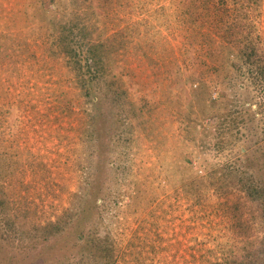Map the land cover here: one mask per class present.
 Here are the masks:
<instances>
[{
    "label": "rangeland",
    "instance_id": "rangeland-1",
    "mask_svg": "<svg viewBox=\"0 0 264 264\" xmlns=\"http://www.w3.org/2000/svg\"><path fill=\"white\" fill-rule=\"evenodd\" d=\"M38 1L0 0V47L12 53L0 62V147L12 159L11 172L0 178L12 213L0 214V264H81L70 225L62 235L37 242L17 238L12 221L16 214L24 226L54 219L79 185L80 205L93 196L86 202L92 219L84 227L109 235L112 264H226L228 247L238 249L242 240L230 206L237 202L243 212V202L235 189L225 192L200 177L239 164L244 145L257 149L252 161L264 171L258 148L264 146V88L248 78L246 91L234 86L219 96L213 88L216 102L201 99L204 87L195 78L210 82L229 71L237 74L229 65L217 71L197 61L201 53L193 50L197 63L187 64L190 52L181 45V18L188 17L181 13L184 0H111L104 15L93 3L86 20L95 35L124 29L107 41L117 45L122 39L110 55L111 76L126 90L123 107L130 114L123 119L122 106L105 99L92 107L80 92L75 73L39 25L42 14L29 15ZM222 2L233 13L229 22L241 13L240 22H251L264 40V0H235L237 8ZM67 6L56 16L68 12ZM208 25L198 30L216 34ZM235 95L251 103L246 125L232 122L228 113ZM91 109L102 114L92 125ZM181 157L191 169L181 165ZM52 242L54 252L46 248Z\"/></svg>",
    "mask_w": 264,
    "mask_h": 264
},
{
    "label": "trees",
    "instance_id": "trees-1",
    "mask_svg": "<svg viewBox=\"0 0 264 264\" xmlns=\"http://www.w3.org/2000/svg\"><path fill=\"white\" fill-rule=\"evenodd\" d=\"M222 1L184 0L181 9L182 15L188 16L187 19L181 18L184 30L181 45L187 52H190L187 64L194 65L197 61H204L205 64L212 63L211 66L217 71L222 65H229L230 69L237 74L235 76L229 71L220 78L214 77L210 82L194 79L198 80L197 87H204L201 99L211 102L217 101V99L211 98L213 88L219 90V96H221L222 89L233 88L234 86H237L238 90L245 89L246 91L248 78L264 88V40L254 34L253 28L249 26L252 25L251 22H240L241 13L240 16L238 15L237 18L233 19L232 23L229 22L228 18L233 13L229 10L231 9L230 6L222 7L220 5L223 4ZM110 2L111 0H67L65 3L62 0H49L46 3L44 0H39L29 15H35L36 12L42 14L38 15L39 19L47 20H44L42 24L39 23V25L45 26L47 29L51 45L56 47V49L53 46L52 48L65 57L69 69L76 75L80 92L91 102V106L94 107L106 99V102L112 105L122 106L118 110L121 111L120 117L124 119L130 114L129 109L123 107V103H125L123 96L125 97L126 90L118 77L111 76L113 57L110 55L111 51L117 52L119 45L122 44L120 43L122 39L117 41V45L112 41L107 42L111 37L122 35L124 29H116L105 36L95 35L90 22L86 20L91 10L89 7L93 3L99 6L100 13L104 15L103 8H107L106 5ZM224 2H228L230 5L236 3L235 0H224ZM248 2L253 4L257 3L258 0H248ZM64 4L68 5V12L56 16L57 12H60L62 8L64 9ZM207 23L213 25V28L216 27V34L210 33V29L199 31ZM210 25L208 26L212 28ZM195 29H199L200 37L194 40ZM221 31H224L225 34H220ZM252 31L254 35L251 34ZM192 50L201 53L198 56L199 60L193 59ZM3 56L10 58L12 53L0 47V62L3 61ZM238 79H242L240 84ZM246 101L240 102L236 95L232 103L230 99L231 105L228 113H233L232 122L238 123V119L243 122V125H246L245 113L250 114V116L253 114L251 103L246 105ZM91 110L88 111L87 119L90 125L102 115L99 111ZM204 110L205 107H201V112ZM132 113L135 111L132 110ZM189 120L190 122L196 121V117H191ZM263 147L259 146L258 148L264 152ZM256 150V148L253 149L244 145L242 148L243 160L238 162L239 164H229L200 177L204 184L209 178L216 187L220 186L225 192L235 189L240 196L239 200L243 202V209L241 208L243 212H239L236 208L237 202L231 203L230 206V208H234L231 212L232 224L237 231L241 232L242 240L238 249L228 247V253L225 257L226 264H264V171L261 172L252 161V156ZM10 152L4 145L0 147V178L4 173L11 172ZM179 161L182 166L191 169L192 166L187 157H181ZM82 186L79 185L71 193L72 197L68 206L54 219H49L43 224L33 223L30 226H24L23 223L25 222L19 218L21 215L16 214L12 219L13 229L16 231L17 238L38 242L40 239H49L52 235H62L70 225L74 228V230L72 229L74 231L72 245L79 248L77 252L81 264H112L113 255L111 249L106 246L110 243L109 235L100 236L95 228L84 227V223L92 219L91 215L87 214L91 208L87 207L86 202L93 200V196H89L85 200V204L80 205L83 198ZM7 199L8 194L0 182V214L8 213ZM8 214L12 213L9 212ZM250 227H253L254 231L250 230ZM252 235L254 237H251ZM63 245L65 244L59 246L63 247ZM54 246V242L46 243V248H49L47 250L52 252H54ZM101 246H104L103 249ZM69 249L71 247L68 245ZM52 262L56 261L53 260ZM52 262L45 264H54Z\"/></svg>",
    "mask_w": 264,
    "mask_h": 264
}]
</instances>
